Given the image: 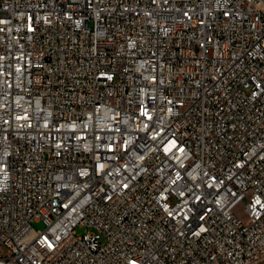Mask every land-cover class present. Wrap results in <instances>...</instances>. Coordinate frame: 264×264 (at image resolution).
<instances>
[{"label":"built area","instance_id":"built-area-1","mask_svg":"<svg viewBox=\"0 0 264 264\" xmlns=\"http://www.w3.org/2000/svg\"><path fill=\"white\" fill-rule=\"evenodd\" d=\"M0 264H264V0H0Z\"/></svg>","mask_w":264,"mask_h":264},{"label":"rangeland","instance_id":"rangeland-1","mask_svg":"<svg viewBox=\"0 0 264 264\" xmlns=\"http://www.w3.org/2000/svg\"><path fill=\"white\" fill-rule=\"evenodd\" d=\"M244 205H245V200H242L238 205L235 207L234 212L236 215L240 216L243 220H246V214L244 211ZM32 226L36 230H42L44 228V224L42 222H33ZM91 230V229H90ZM88 231V228L83 225H78L75 227V233L76 236H82Z\"/></svg>","mask_w":264,"mask_h":264}]
</instances>
